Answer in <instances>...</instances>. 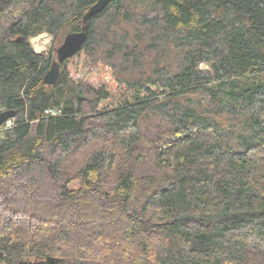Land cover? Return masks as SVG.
Returning a JSON list of instances; mask_svg holds the SVG:
<instances>
[{"label": "trees", "instance_id": "trees-1", "mask_svg": "<svg viewBox=\"0 0 264 264\" xmlns=\"http://www.w3.org/2000/svg\"><path fill=\"white\" fill-rule=\"evenodd\" d=\"M97 1L0 0V264H264V0H112L46 85Z\"/></svg>", "mask_w": 264, "mask_h": 264}, {"label": "water", "instance_id": "water-1", "mask_svg": "<svg viewBox=\"0 0 264 264\" xmlns=\"http://www.w3.org/2000/svg\"><path fill=\"white\" fill-rule=\"evenodd\" d=\"M112 0H98L92 6L89 7V10L82 18V28L79 32L69 33L65 36L61 45L56 48V59L52 61L51 66L43 77V82L46 85H55L60 77V64L65 60L70 59L75 56L83 46L86 40V27L90 17L101 12ZM14 117V111L5 110L0 113V125L3 124L6 120ZM46 262L49 264L59 263L60 260L48 257Z\"/></svg>", "mask_w": 264, "mask_h": 264}, {"label": "rangeland", "instance_id": "rangeland-1", "mask_svg": "<svg viewBox=\"0 0 264 264\" xmlns=\"http://www.w3.org/2000/svg\"><path fill=\"white\" fill-rule=\"evenodd\" d=\"M65 38V37H64ZM63 38V40H64ZM62 40V42H63ZM33 50L40 53H47L51 48H53L54 59H56L55 50L59 46L53 45V39L48 34H41L37 37H34L30 40ZM67 69L69 77L76 82H87L91 83L94 81L98 73L106 71L107 67L105 64L97 62L95 65H91L83 53H78L68 59ZM1 134V133H0ZM79 180L73 181L69 188L75 190L79 187Z\"/></svg>", "mask_w": 264, "mask_h": 264}, {"label": "built area", "instance_id": "built-area-1", "mask_svg": "<svg viewBox=\"0 0 264 264\" xmlns=\"http://www.w3.org/2000/svg\"><path fill=\"white\" fill-rule=\"evenodd\" d=\"M60 115H61V111L60 110L48 109V110L44 111V116L45 117H58ZM14 126H15V120H14V118H10V119L6 120L0 126V133L8 131V130L12 129Z\"/></svg>", "mask_w": 264, "mask_h": 264}, {"label": "bare ground", "instance_id": "bare-ground-1", "mask_svg": "<svg viewBox=\"0 0 264 264\" xmlns=\"http://www.w3.org/2000/svg\"><path fill=\"white\" fill-rule=\"evenodd\" d=\"M47 110H48V109H47ZM1 125H2V124H1ZM1 125H0V126H1Z\"/></svg>", "mask_w": 264, "mask_h": 264}]
</instances>
